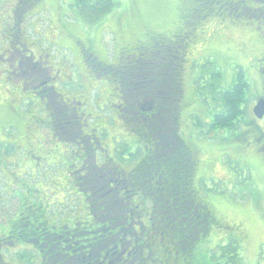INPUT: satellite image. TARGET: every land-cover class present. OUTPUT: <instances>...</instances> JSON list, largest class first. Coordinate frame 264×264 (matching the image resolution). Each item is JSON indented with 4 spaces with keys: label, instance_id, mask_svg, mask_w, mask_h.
<instances>
[{
    "label": "trees",
    "instance_id": "obj_1",
    "mask_svg": "<svg viewBox=\"0 0 264 264\" xmlns=\"http://www.w3.org/2000/svg\"><path fill=\"white\" fill-rule=\"evenodd\" d=\"M0 1L12 3L7 24L12 21L14 28L4 31L11 46L21 47L17 53L23 48L34 57L41 43L27 38L17 23L27 18L29 8H40L48 0ZM119 2L71 0L70 6L78 18L92 23ZM130 3L119 17H110L121 39L111 53L91 39L74 36L68 42L75 45L76 60L71 63L78 79L86 75L95 81L85 86L80 83V99L59 92L55 85L58 88L60 82L41 85L40 89H51L37 96V90L23 91L22 82H10L13 99L26 101L29 97L33 105L31 125L24 123L21 127H50L55 140L61 141L38 149L28 139L26 152H33L46 163L47 177L51 178L48 167L52 164L61 166L59 174L65 177L63 196L53 195L59 188L55 178H51L52 192L36 193L37 185L27 188L25 175L30 167L35 172L37 166L28 164L21 174L20 149L13 153L11 163L19 169L11 172L12 183L7 185L5 181L2 187L18 204L13 214L4 213V222H0V264H244L241 238L231 234L238 225H225L218 219L217 207L208 196L219 197L220 189L208 179L216 177L209 170L223 166L230 173L220 178L228 190L223 198L238 210V205L250 200L251 210L264 222V170L260 169L264 167V119L258 120L252 112L256 101L264 100V46L246 60L254 62L256 72H261L262 87L256 94L240 66H235L228 82L216 67L200 70L192 81V69H186V65L189 48L199 42L201 26L210 19L230 27L251 28L257 39L264 40V0H176L174 10L179 13L168 27L161 21L153 22L160 15L166 17L162 1H156L142 17L136 14L134 1ZM47 55L48 51L39 52L32 63L39 64L42 59L47 62ZM33 69L30 66L29 70ZM7 72L2 70L5 79H10ZM55 75L58 78L59 73ZM250 77L251 81L255 79L253 86L259 88L257 76L251 73ZM101 80L106 81L103 84L108 94L101 92L92 99L90 93ZM189 84L195 86L206 107L197 100L196 113L188 112L194 104ZM90 104L93 109L88 108ZM12 114H16V107L9 105L0 125ZM190 117L193 131L187 130ZM102 121L115 128L107 129ZM10 138L1 146H21L20 139ZM204 139H224L222 150L231 144L235 157L254 160V166L237 161L245 170L251 168L253 175L231 160L218 163L209 152L201 161L199 147L194 144ZM60 146L65 148L57 150ZM2 155L0 167L10 162ZM207 181L213 185H207ZM38 194L49 201L38 198ZM258 246L255 264H264V243Z\"/></svg>",
    "mask_w": 264,
    "mask_h": 264
},
{
    "label": "rangeland",
    "instance_id": "obj_2",
    "mask_svg": "<svg viewBox=\"0 0 264 264\" xmlns=\"http://www.w3.org/2000/svg\"><path fill=\"white\" fill-rule=\"evenodd\" d=\"M55 2V7L53 8ZM48 0L45 2L43 6L40 8L32 7L29 8L27 11V18L23 20H19L17 23L19 25V29L26 34L32 41L40 42L41 48L39 49L41 53L48 51L46 62L45 59H42V62L39 64L32 63L35 59V56L39 54L36 50L34 57L29 55L25 49L22 48V51L19 52L24 56L32 57L31 59H24L19 53L13 51L12 55L8 54L5 56L3 49L8 48L11 45V40L7 35V32H4L5 29L14 28L12 21L7 24V20L10 17L12 3L2 2L0 1V34L6 33L4 38H0V55L4 59L5 63L2 65L0 63V121L5 119L7 115V108L10 105L11 107H16V114H12V117H9L6 122L4 121L0 125V152L3 153L1 157H5L9 159L8 162L3 167H0V222L3 221L4 213H7L8 216H11L16 209L17 200L15 198L9 199V195L6 192V189L3 185V182L7 181V185L12 183L13 178L10 176L11 172L16 173L15 170L19 169V167L14 166L11 163L13 157V153L19 151V160L21 161V174L24 173V168H28V164H34L35 172H32V168L27 170L25 175L27 183V188L38 187V191L36 193H41V191L45 194H49L52 187L53 179H58L57 183L59 188L56 189L55 194H59L60 196L64 195L62 193L61 186L63 185L62 181L65 177L62 174H59L62 171L61 166L56 164H52L48 167L52 173L50 174L49 178L46 176L47 167H45L46 163H43L42 160L37 159L34 153H28L27 145L25 142L29 139L33 142L39 149L41 146H48L51 144H57L61 142L60 139L55 140L54 132L51 131L50 127L47 126H40V130L37 129L38 125L35 126L36 129H32L30 127L23 129L21 125L24 123L31 125V116H33V105L30 101V98L27 97L26 101L23 99H13V91L14 87L10 83L13 81L14 83L20 84L22 82L24 86V90L26 93L29 91L33 92L36 91V95L40 91L44 92L50 90L51 88H44L40 89L41 85L46 83L49 84H56V82H60L59 87L55 88L61 92L64 96L74 97L76 100L79 99L78 95L81 93L82 87H80V83L83 82L82 85L88 81H91L86 75L81 76L82 80L78 79L77 71H75L72 67V63L76 60V55L74 54L73 44H69L70 40L74 39L76 36L79 39L86 40L91 39L93 40L99 47L103 49L104 52H112L117 46L120 45L121 39L118 34L117 29L113 24V17L110 18L112 15L114 17H119V15L125 10L127 6H131L130 0H120L119 4L115 6L109 13L105 14L97 21L89 23L85 22L84 20L78 18L76 16V11L73 7H71V0ZM134 1L136 4V14L139 17L148 15V8L152 6L156 1L161 3L163 2V6L166 7V17L159 16L157 19L153 20L155 24H159L161 21L166 27L172 26V19H176L178 13H175L174 6L176 0H131ZM168 6L172 8V11L169 12ZM53 8V9H52ZM61 13H64L69 17L75 18L74 20L67 19L66 17L60 16ZM170 13V14H169ZM145 14V15H144ZM125 18V17H124ZM160 19V20H159ZM68 20V21H67ZM2 22V23H1ZM251 29V28H250ZM201 38L199 42L195 44L193 47H190L188 50L187 56V65L186 69H189L193 73L192 81L194 80L195 76L200 70H204L207 72L208 70H212L213 68H218L223 74V80L230 81L234 74L235 66H240L241 69L248 75V83L252 85V92L253 94L258 93V90L261 89V72H257V78L259 83V88H255L253 86V82L251 81V77L249 78L252 72H256L258 69L257 65H254V62H247L246 60L253 54H257L264 46V40L257 39L252 32L244 27L236 26V27H229L224 26V23H219L217 20L210 19L204 22V25L201 26ZM12 35V34H11ZM27 37V38H28ZM34 46L36 44L34 43ZM18 49L21 47L16 46ZM103 55V52H100ZM240 53L241 56L237 54ZM202 56L201 59L198 58ZM196 59V60H195ZM197 62L192 65L193 62ZM15 62H19V65H16ZM192 62V64H191ZM207 62L208 64L206 65ZM11 64V65H9ZM9 65V66H8ZM211 65V66H210ZM30 66L34 67L35 69L29 70ZM213 66V67H212ZM48 67V68H47ZM55 67H58L59 71L57 72ZM28 68V69H27ZM6 69L7 76L10 79H5V73H2V70ZM31 74H30V73ZM58 78L55 74H58ZM35 76V77H33ZM252 76V75H251ZM51 77V78H50ZM4 79V80H2ZM189 81V79H188ZM95 82V81H91ZM99 87L96 90L91 91V98L96 99L99 97L101 92L108 94L109 89L107 90L105 80L98 81ZM2 83V84H1ZM94 84V83H93ZM92 84V85H93ZM100 84H103V91ZM190 89V93L193 95L192 100L194 99V104L191 108L188 109L189 113H196L198 109L197 100H199V96L196 93L195 86L192 84L188 85ZM107 90V91H105ZM23 93V92H22ZM30 93V92H29ZM16 93L14 92V95ZM97 96V97H96ZM47 98V96H45ZM65 98V97H64ZM32 100V99H31ZM203 104V103H202ZM205 107V105L203 104ZM75 107V106H73ZM89 109H93L91 104L88 106ZM206 108V107H205ZM38 109V106L36 107ZM207 110V109H206ZM183 112V110H182ZM94 113H96L94 111ZM103 113V112H102ZM101 113V114H102ZM208 113V110H207ZM105 114V113H104ZM95 115V114H94ZM188 117V116H186ZM185 117V118H186ZM92 122L94 120H91ZM107 129L115 128L114 126L110 127L108 123L101 122ZM40 125V124H39ZM187 130L193 131L195 126H193V121L191 117L186 122ZM117 129V128H116ZM115 129V130H116ZM118 130V129H117ZM119 131V130H118ZM39 133V135H37ZM25 135L27 136L25 138ZM10 137H14V139L19 140L20 144L18 148H12L10 146L3 147L1 146V142L5 139L11 140ZM41 137V139H39ZM52 140V142H51ZM205 140V139H204ZM37 141V142H36ZM206 141V142H205ZM205 141H197L196 145L199 147V159L202 161L208 156V152L213 156L216 157L217 162L220 164H227L229 160H231L234 165L240 166L237 161H241L243 163L249 162L251 166H254V160H245V158L237 156L235 157L231 152V144H226V149H223V146L220 144L225 143L223 139L221 142H215L213 140H205ZM219 141V140H217ZM3 144V143H2ZM9 144H12L10 142ZM234 144V143H233ZM238 144V143H235ZM249 145V144H248ZM36 146H33L36 147ZM247 146V145H243ZM65 148L64 146H60L57 150H62ZM202 148V149H201ZM25 150V151H23ZM33 151V150H32ZM38 153L40 150H38ZM58 152V151H57ZM0 153V154H1ZM56 154V153H55ZM51 157V155H47V158ZM212 159V158H211ZM255 159V158H254ZM207 162L212 164V160L208 158ZM246 164V163H245ZM257 164V163H256ZM74 167V166H73ZM247 167L250 168L248 165ZM242 171H247L250 173L249 176L253 175V170L246 169L242 166L239 167ZM261 170H264V167H260ZM3 170V173L1 172ZM206 171V168H204ZM227 171V173H226ZM243 171V172H244ZM18 172V171H17ZM210 174L216 176L208 179L209 181L212 180L214 185L220 189L217 193L219 197H212L208 196V199H211L213 205H215L218 210L216 211L218 219L223 224H232L237 228L234 229V232H231L232 235L237 234L241 238V252L243 256V263L244 264H255V259L259 253V246L261 243H264V222L262 218L254 211L251 210V202L250 200L246 199L245 202L239 207V210L233 207V204L230 203L226 198H223L225 194L228 193L227 184L224 183L223 178L225 175L227 177L230 176L228 170H225L223 166L212 168L209 170ZM252 174V175H251ZM7 176L6 180H4V176ZM34 175V176H32ZM36 175V177H35ZM46 176V177H45ZM34 178V179H32ZM216 178L218 180H216ZM45 179V181H44ZM51 179V180H50ZM54 179V180H55ZM220 179V181H219ZM207 181L206 184L212 186L213 183ZM10 188H7L9 191ZM52 192V191H51ZM38 194V198H44L42 195ZM52 195V196H53ZM247 195V194H246ZM51 196V194H50ZM47 197V195H46ZM221 197V198H220ZM48 198V197H47ZM45 201V198L43 199ZM227 224V225H228ZM222 234V233H221ZM229 232L227 236H229ZM214 242V240H212Z\"/></svg>",
    "mask_w": 264,
    "mask_h": 264
},
{
    "label": "water",
    "instance_id": "obj_3",
    "mask_svg": "<svg viewBox=\"0 0 264 264\" xmlns=\"http://www.w3.org/2000/svg\"><path fill=\"white\" fill-rule=\"evenodd\" d=\"M253 112L257 117H261L264 113V101L258 100L256 105L253 107Z\"/></svg>",
    "mask_w": 264,
    "mask_h": 264
},
{
    "label": "flooded vegetation",
    "instance_id": "obj_4",
    "mask_svg": "<svg viewBox=\"0 0 264 264\" xmlns=\"http://www.w3.org/2000/svg\"><path fill=\"white\" fill-rule=\"evenodd\" d=\"M242 27H244V28H247V27H245V26H242ZM258 28H261V26L259 25V27ZM247 29H249V28H247ZM250 30V29H249ZM13 51H16V52H18V51H20V49H18L16 46H9V48H6V49H4V53H7V54H5L6 56H8V54H11L12 55V52ZM4 61H5V58L3 59ZM16 64H17V62H16ZM9 65H11V64H9ZM18 66H20L19 64H18ZM51 78V77H50ZM49 87H51V86H49ZM46 88V87H45ZM262 119H264V115L262 116ZM109 264H113V262L111 263V262H109Z\"/></svg>",
    "mask_w": 264,
    "mask_h": 264
},
{
    "label": "bare ground",
    "instance_id": "obj_5",
    "mask_svg": "<svg viewBox=\"0 0 264 264\" xmlns=\"http://www.w3.org/2000/svg\"><path fill=\"white\" fill-rule=\"evenodd\" d=\"M211 66V65H210ZM213 67V66H212ZM211 72V71H210ZM203 73V72H202ZM215 74V73H214ZM220 76V75H219ZM203 77V76H202ZM206 79V78H205ZM225 81V80H224ZM228 82H230V81H228ZM216 84V83H215ZM206 85V84H205ZM230 85V84H229ZM234 85V84H233ZM230 88V87H229ZM230 90V89H229ZM206 92V91H205ZM211 92V91H210ZM214 94V93H213ZM204 95H205V93H204ZM206 95H208V94H206ZM212 96V95H211ZM215 96V95H214ZM81 98V97H80ZM79 98V99H80ZM216 101V100H215ZM239 101V100H238ZM215 104V103H214ZM224 105V104H223ZM220 106V105H219ZM216 110H218V109H216ZM216 112V111H215Z\"/></svg>",
    "mask_w": 264,
    "mask_h": 264
}]
</instances>
